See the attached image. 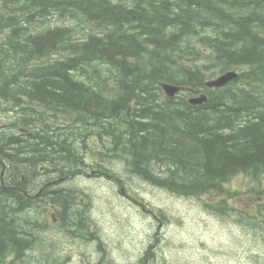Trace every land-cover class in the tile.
<instances>
[{
    "label": "trees",
    "instance_id": "trees-1",
    "mask_svg": "<svg viewBox=\"0 0 264 264\" xmlns=\"http://www.w3.org/2000/svg\"><path fill=\"white\" fill-rule=\"evenodd\" d=\"M0 34V100L30 115L15 120L16 135L0 125V264H25L44 220L63 222L74 202L75 188L53 183L77 174L80 152L40 127L25 136L49 129L44 114L93 122L128 172L174 194L201 198L237 177L264 178V1L0 0ZM232 70L225 86L206 87ZM162 83L186 91L166 98ZM201 93L205 103H188ZM106 173L94 176L114 179ZM225 195L219 215L264 225V203L238 209ZM82 215L66 225L82 228Z\"/></svg>",
    "mask_w": 264,
    "mask_h": 264
},
{
    "label": "rangeland",
    "instance_id": "rangeland-1",
    "mask_svg": "<svg viewBox=\"0 0 264 264\" xmlns=\"http://www.w3.org/2000/svg\"><path fill=\"white\" fill-rule=\"evenodd\" d=\"M28 116L0 100V125L6 131L15 120L23 122ZM43 118L52 139L69 142L82 152L83 164L74 163L79 166L72 180L54 185L75 188L74 204L66 210L65 220L76 222L75 215L81 212L84 225L78 229L65 220L55 224L45 219L37 229L40 241L27 254L25 264H142L150 251L155 258H148L149 264H264V225H240L215 209L225 192L231 193L226 201L238 209L264 202V178L246 184L237 177L220 194L212 191L201 198L174 194L128 172L124 159L111 151L108 139L95 135L93 122L81 124L76 114H44ZM53 169L47 167L50 181L55 177ZM103 169L118 177L94 176ZM32 215L25 218L35 219Z\"/></svg>",
    "mask_w": 264,
    "mask_h": 264
},
{
    "label": "water",
    "instance_id": "water-1",
    "mask_svg": "<svg viewBox=\"0 0 264 264\" xmlns=\"http://www.w3.org/2000/svg\"><path fill=\"white\" fill-rule=\"evenodd\" d=\"M235 77V73L233 72H228L224 75L219 76L218 78H216L213 81L208 82L206 85L208 87H222L225 84H227L232 78ZM163 90L165 91L166 95L168 97H172L174 96L177 92L181 91L182 89L180 87L177 86H172V85H167V84H163L162 85ZM206 100V97L204 95L198 97V98H193L189 100V103L191 104H201L202 102H204Z\"/></svg>",
    "mask_w": 264,
    "mask_h": 264
},
{
    "label": "bare ground",
    "instance_id": "bare-ground-1",
    "mask_svg": "<svg viewBox=\"0 0 264 264\" xmlns=\"http://www.w3.org/2000/svg\"><path fill=\"white\" fill-rule=\"evenodd\" d=\"M49 7V6H48ZM54 37V36H53ZM23 50V49H22ZM26 79V78H25ZM206 102V101H205ZM116 111V110H115ZM70 137V136H69ZM119 161V160H118ZM36 162V161H35ZM99 241V240H98Z\"/></svg>",
    "mask_w": 264,
    "mask_h": 264
}]
</instances>
